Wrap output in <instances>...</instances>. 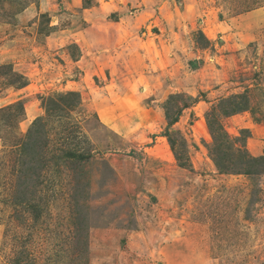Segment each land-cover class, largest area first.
<instances>
[{"label":"rangeland","instance_id":"rangeland-1","mask_svg":"<svg viewBox=\"0 0 264 264\" xmlns=\"http://www.w3.org/2000/svg\"><path fill=\"white\" fill-rule=\"evenodd\" d=\"M171 1L205 50L193 94L106 126L85 15L0 0V264H264V0Z\"/></svg>","mask_w":264,"mask_h":264},{"label":"crops","instance_id":"crops-1","mask_svg":"<svg viewBox=\"0 0 264 264\" xmlns=\"http://www.w3.org/2000/svg\"><path fill=\"white\" fill-rule=\"evenodd\" d=\"M128 3L137 9L128 10ZM68 6L85 15L69 35L82 54L74 64L85 77L113 88V105L102 110L119 121L114 126L150 123L157 114L154 105L173 94H193V74L205 69L198 61L205 50L195 52L197 45L186 39L171 0H93L89 8L69 0Z\"/></svg>","mask_w":264,"mask_h":264},{"label":"bare ground","instance_id":"bare-ground-1","mask_svg":"<svg viewBox=\"0 0 264 264\" xmlns=\"http://www.w3.org/2000/svg\"><path fill=\"white\" fill-rule=\"evenodd\" d=\"M100 110H102V109H100ZM102 116V115H101ZM104 116H102L101 118H102V120L104 121V122H106V123H108L109 125H113V121L110 119V118H103Z\"/></svg>","mask_w":264,"mask_h":264},{"label":"trees","instance_id":"trees-1","mask_svg":"<svg viewBox=\"0 0 264 264\" xmlns=\"http://www.w3.org/2000/svg\"><path fill=\"white\" fill-rule=\"evenodd\" d=\"M248 163V161H246Z\"/></svg>","mask_w":264,"mask_h":264}]
</instances>
